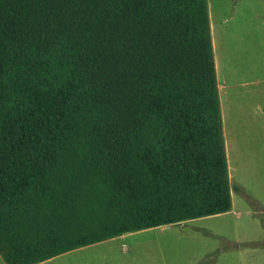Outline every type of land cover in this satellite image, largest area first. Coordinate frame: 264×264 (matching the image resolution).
<instances>
[{"label":"trees","instance_id":"obj_1","mask_svg":"<svg viewBox=\"0 0 264 264\" xmlns=\"http://www.w3.org/2000/svg\"><path fill=\"white\" fill-rule=\"evenodd\" d=\"M231 209L208 0H0L5 264Z\"/></svg>","mask_w":264,"mask_h":264},{"label":"rangeland","instance_id":"obj_2","mask_svg":"<svg viewBox=\"0 0 264 264\" xmlns=\"http://www.w3.org/2000/svg\"><path fill=\"white\" fill-rule=\"evenodd\" d=\"M208 11L232 209L126 233L38 264H264V0H208Z\"/></svg>","mask_w":264,"mask_h":264},{"label":"crops","instance_id":"obj_3","mask_svg":"<svg viewBox=\"0 0 264 264\" xmlns=\"http://www.w3.org/2000/svg\"><path fill=\"white\" fill-rule=\"evenodd\" d=\"M212 35H213V29H212ZM215 39L213 38V48H214V56H215ZM215 62H216V72H217V59L215 58ZM217 83H218V89H219V95L221 97V91H222V84L220 83V76L219 74H217ZM130 233V232H129ZM126 234V233H125ZM124 235V234H123ZM122 236V235H121ZM119 237V236H118Z\"/></svg>","mask_w":264,"mask_h":264}]
</instances>
